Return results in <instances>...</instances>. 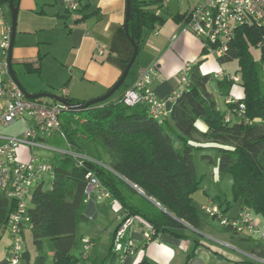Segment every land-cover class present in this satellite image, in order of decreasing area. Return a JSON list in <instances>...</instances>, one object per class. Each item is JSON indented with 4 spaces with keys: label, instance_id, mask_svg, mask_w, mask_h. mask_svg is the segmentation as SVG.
<instances>
[{
    "label": "trees",
    "instance_id": "trees-1",
    "mask_svg": "<svg viewBox=\"0 0 264 264\" xmlns=\"http://www.w3.org/2000/svg\"><path fill=\"white\" fill-rule=\"evenodd\" d=\"M2 1L7 0H0V3ZM160 2L162 0H131L129 32L139 42V51L147 31L163 22L161 16L149 9ZM182 17L178 15L175 19L179 22ZM263 34V28L256 25L239 27L228 51L218 58L221 63L238 61V81L230 74H226L222 80L212 78L211 74H203L200 68L203 60L192 63L189 82L174 100L169 120L159 122L149 114L145 104L129 106L121 98L114 100L113 96L84 110L68 109L62 113L63 128L69 141L87 152L89 150L85 145H91L94 153H89L110 169L94 163L78 167L69 157L59 154L49 156L55 170L52 184L50 187H46L45 183L39 184L30 199V231L39 252L34 264H46L49 258H52L53 264H117L124 253L115 251L114 240L122 222L131 216L149 221L154 228L151 239L169 228L183 229L185 224L203 231L205 221L193 198L204 180V175H197L194 153L201 151L202 146L193 142L206 141L218 145V172L221 177L227 174L232 176L234 201L239 202L241 208L246 207L264 219V48L259 47ZM131 48L130 56L122 63V71L132 56V44ZM252 48L260 49L259 61L255 60ZM27 67L33 71L29 64ZM213 79L217 80L224 97L229 96L234 84L243 87L244 96L227 105L234 108L243 103L248 122L237 118L225 122L228 111L219 108L208 88ZM66 99L71 104L80 102ZM198 120L205 122L207 133L197 128ZM173 134L183 144L182 150L174 145ZM89 172L101 180L111 192L112 199L125 209L124 217L114 231L113 242L102 260L84 257L83 250L78 254L73 251L79 243L76 234L78 226L89 220L85 214L88 201L85 187ZM132 185L153 198L164 210L156 208L151 212L131 205L125 190L137 194ZM216 197L212 198L215 202ZM225 203L231 204L228 200ZM218 205L222 209V203ZM15 206L13 199L5 193L0 194V239L8 229ZM226 230L231 231L229 228ZM232 234L237 237V246L264 259V242L234 232ZM45 239L53 244L52 256L44 250ZM22 259H29L27 249ZM0 264H10L8 255Z\"/></svg>",
    "mask_w": 264,
    "mask_h": 264
},
{
    "label": "crops",
    "instance_id": "crops-1",
    "mask_svg": "<svg viewBox=\"0 0 264 264\" xmlns=\"http://www.w3.org/2000/svg\"><path fill=\"white\" fill-rule=\"evenodd\" d=\"M13 1L19 8L11 57L15 75L18 74L15 71L17 68L19 73L38 76L41 81V85L35 86L25 83L32 88L29 93L54 94L52 92L61 87V94L58 96L65 95L67 98L85 103L106 94L119 80L123 72L122 63L132 52L131 42L125 30L127 0H79V9L73 12L66 10L63 0ZM189 5L190 2L171 0L167 4L160 2L150 6L149 9L161 16L163 22L157 24L153 30L147 31L141 42L143 49H140L135 61L136 63L139 60V65L133 70L134 63L125 81L126 86L116 97L113 95L114 100L120 99L125 90L136 82L142 67L156 61L157 72L151 87L157 98L166 103L168 113L164 120H169L174 105L173 96L181 88L180 73L185 62L197 63L203 60L201 72L214 74V78L218 73H224L217 64L209 62L212 56L204 52L202 40L190 31L180 29L175 16L184 15ZM8 27L12 28L10 0L0 3V62L4 59L1 43ZM173 36L176 38L173 39ZM100 46L104 48L103 54L98 53ZM28 64L33 71L28 69ZM43 88H50L52 92H43ZM208 88L214 96L216 92L221 94L219 87L217 90H211L208 85ZM230 96L242 98L243 87L234 84L229 96H222V111L229 110L226 100ZM197 128L203 133L208 131L202 120L197 121ZM172 139L174 145L178 142L179 144L175 146L182 150L183 144L175 134L172 135ZM193 143L202 146V150L198 151L202 160H213L209 154L203 153L207 146L205 142ZM20 156L28 159V150L23 149ZM133 188L137 194L125 190L131 205L145 211L152 210L151 212L156 208L164 210L153 198L150 199L138 188L134 186ZM199 191L193 196L195 203L199 195L203 197L202 204L218 196L205 187ZM222 205V210H227L225 214L228 218L236 217L241 210L239 205L237 212L229 215L231 204L224 202ZM111 211L119 213L117 227L124 217L125 209L116 200L109 199L102 203L88 200L85 214L89 223L96 224L107 220ZM204 221L203 231L185 224V228H169L155 239L146 238L144 235L146 228L137 223L120 239L122 240L126 234L129 236L128 243L123 248L124 254L117 264H259L249 258L247 251L236 245L237 237H234L232 232L219 233L209 221L205 219ZM83 225L85 224H80L76 232L80 250H83L82 240L90 238L93 247L89 256L98 260L100 255L104 258L113 242L116 227L111 231L100 230L95 235H88L84 233L86 227ZM213 233L221 235L222 238L215 237ZM218 241L227 245H222ZM48 254L52 256L53 252L50 251Z\"/></svg>",
    "mask_w": 264,
    "mask_h": 264
},
{
    "label": "built area",
    "instance_id": "built-area-1",
    "mask_svg": "<svg viewBox=\"0 0 264 264\" xmlns=\"http://www.w3.org/2000/svg\"><path fill=\"white\" fill-rule=\"evenodd\" d=\"M171 0H162L167 4ZM190 2L189 8L178 22L182 31H190L204 44L206 53L217 58L223 57L228 51L230 43L236 36V30L244 25H256L264 30V0H179ZM66 10L73 12L79 9V0H63ZM12 28L8 27L3 35L1 47L4 59L0 62V127H8L20 121L24 130L15 136L0 135V194L5 193L16 203L15 210L10 215L8 233L12 242L8 249L10 264H19L25 250L24 236L30 229L31 218L29 214L30 199L35 187L46 182L47 175L55 177V170L48 155L41 156L38 150H48L50 154H59L69 157L78 167H86L88 163L98 164L109 168L104 162L98 160L89 152L76 147L71 143L63 128L61 115L68 110L65 104L59 102L44 103L38 99H29L18 83L12 78L9 68V51L11 44ZM176 36H173L175 39ZM259 47L264 48V34ZM98 53L103 54L104 48L100 46ZM158 63L155 61L139 71L136 82L127 88L121 96L122 102L129 106L145 104L149 114L159 122L164 120L168 113L166 103L157 98L151 85L157 72ZM193 64L185 62L180 73L181 88L174 94L175 100L187 86ZM7 76V78H4ZM225 74L216 75L224 79ZM238 81V76H233ZM61 97H66L61 96ZM238 98L230 96L227 103H235ZM246 107L239 103L237 107L229 108L225 115V122L233 119L248 122L245 118ZM59 138L65 144L59 147L50 144V141ZM27 149L28 159H23L20 153ZM85 195L88 200L102 203L112 199L111 192L102 184L101 180L93 173L87 174ZM158 206H161L157 202ZM201 210L240 236L258 235L264 240V229L256 216L246 207L241 208L234 218H228L223 213L218 203L212 198L202 204ZM146 228L144 233L148 239L152 238L154 228L145 220L131 216L127 217L120 225L116 238L115 250L123 253L120 239L127 230L135 224ZM219 242V241H218ZM83 255L89 256L93 247L90 238H84ZM222 245L223 242H219ZM259 264H264V259L252 254H247Z\"/></svg>",
    "mask_w": 264,
    "mask_h": 264
},
{
    "label": "rangeland",
    "instance_id": "rangeland-1",
    "mask_svg": "<svg viewBox=\"0 0 264 264\" xmlns=\"http://www.w3.org/2000/svg\"><path fill=\"white\" fill-rule=\"evenodd\" d=\"M187 4V3H186ZM143 49V45L141 44V50ZM252 54L255 58V60L259 61L261 58V51L258 48H252ZM214 64H217L220 68H222L224 70V73H230L231 76H236L237 74V70L239 69L238 66V61L235 60H230V61H226L221 63L218 58L216 56H212L210 57V61ZM139 65V60H137V62L135 63L133 70H135L136 67H138ZM210 69V68H208ZM15 71L18 73L16 74L18 80L20 81V83L22 84V86L24 87V89L26 91H30V89L27 86V84L25 83H29L32 86H35L36 84L41 85V81L38 78V76L35 75H26V74H22L19 73V69L15 68ZM213 71V70H212ZM211 71V72H212ZM19 75V76H18ZM24 77V78H23ZM212 78H214V74L212 75ZM263 78H264V63H263ZM128 81V80H127ZM127 83H125L114 95V97H116L122 89H124V87L126 86ZM26 85V86H25ZM209 87L211 90H217L218 87V82L216 79H213L209 82ZM43 92L44 91H48V92H52V89L50 88H43ZM60 90L61 87L57 88V91L55 90L54 93L55 95H60ZM216 99L219 103V108L221 110H223V102H222V96L219 92H216L215 94ZM41 102L44 103H53V99L49 98V97H41L38 99ZM24 130V126L20 121H17L15 124L8 126V127H0V134L6 135V136H15L19 133H21ZM207 144L206 149L203 153H207L209 154L211 157H213V160H202L201 159V155L199 154L198 151H195V164H196V171H197V175L198 177H201L202 175H204V180L201 184L200 189H203L204 187L207 188L208 190H210L213 193H217L218 196L216 197V202L218 203H224L225 200H228L229 202H231V207H230V212L229 215L235 214L239 208V202H235L234 201V193H233V179L232 176L230 174H227L223 177H221L219 175L218 172V164H219V159H220V152L218 149V145L216 143L213 142H206ZM50 144H54L57 145L59 147H64L65 144L62 140H60L59 138H56L52 141H50ZM179 144L178 142H175V145ZM85 147L89 150L90 153H94V149L91 147V145H89L88 147L85 145ZM38 153L42 156H51L52 154H50V152L48 150H38ZM105 160V158H104ZM52 184V179L50 178L49 175H47L46 177V182L45 185L46 187H50ZM201 192V191H199ZM200 196V195H199ZM197 196V200H196V205L198 206V212L200 214V216L209 221L211 223V225L213 226V228H215V230H217L219 233L223 232V231H227L226 227H224L220 221L218 219H213L210 215H208L206 212L201 210V204L203 202V197H199ZM108 219L104 220V222H98V223H89L85 222L83 225L86 230V232H84L85 234L88 235H95V233H97L98 231H104L106 229H109V231L113 230L118 222V216L119 213L115 212V211H111L110 213H108ZM256 218L259 220V222L261 223L263 229H264V219L259 216V215H255ZM140 219H143L141 217H137ZM145 220V219H143ZM147 221V220H145ZM151 225V224H150ZM92 228L93 231L91 230ZM81 231V230H80ZM80 231H78L79 236H80ZM232 232V231H230ZM213 235H215V237L218 238H222L221 235H218L216 233H213ZM234 235V234H232ZM107 236H110V232L107 233ZM252 237V236H249ZM254 239L260 240L262 242H264L263 239H260L258 235H255L253 237ZM129 240V236L128 234L125 235V237L120 240L119 243L122 244L123 248H125L126 244L128 243ZM24 241H25V249L28 250L29 252V259L28 260H23L21 259L19 264H34V260L35 257L37 255H39V252L37 251L36 245L34 244L33 241V237L31 234L30 230H27L24 236ZM12 242L11 236L9 235L8 231H6L2 238L0 239V261H2L4 258L7 257L8 255V245H10ZM116 245V244H115ZM81 246H80V242L78 243L77 247H75L73 249L75 254H78L79 250H80ZM44 250L46 253H49L50 251L53 252V244L49 239H45L44 240ZM91 252V251H90ZM95 253V251H94ZM252 259V257H249ZM100 260L104 259L102 255H100ZM46 264H53V260L52 258H49Z\"/></svg>",
    "mask_w": 264,
    "mask_h": 264
},
{
    "label": "water",
    "instance_id": "water-1",
    "mask_svg": "<svg viewBox=\"0 0 264 264\" xmlns=\"http://www.w3.org/2000/svg\"><path fill=\"white\" fill-rule=\"evenodd\" d=\"M10 6H11V13H12V34H11V44H10V51H9L10 73H11V76L13 77V79L18 83V85L22 88V90L24 91V93L26 94V96L29 99L36 100V99H39L41 97H49L56 102L65 104L68 107V109H70V110L80 111V110H84V109H86L92 105L106 101L107 99L111 98L123 86V84L125 83L128 75L130 73V70L133 67V65L137 59V56L139 54V42H137L130 35V32H129V21L132 18L131 0H127V14H126V21H125V30H126V34H127L128 38H129V40L133 46V53H132V56H131L126 68L122 72V75L119 78V80L115 83V85L113 87L110 88V90L106 94H104L101 97L95 98L93 100H89L85 103L78 102L76 104H71L66 98L55 95V94H49V93L31 94L24 89V87L22 86V84L18 80L17 76L15 75V72H14V69L12 66V60H11L12 59L11 58L12 57V50H13V46H14V42H15V35H16V30H17V18H18L19 8H18V4H15L13 0H10ZM134 187H136V186H134ZM138 190L143 193L142 190H140V189H138Z\"/></svg>",
    "mask_w": 264,
    "mask_h": 264
}]
</instances>
